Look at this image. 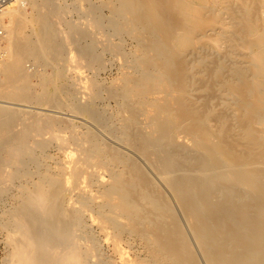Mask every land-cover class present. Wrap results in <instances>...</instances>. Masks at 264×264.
I'll list each match as a JSON object with an SVG mask.
<instances>
[{
	"label": "bare ground",
	"instance_id": "bare-ground-1",
	"mask_svg": "<svg viewBox=\"0 0 264 264\" xmlns=\"http://www.w3.org/2000/svg\"><path fill=\"white\" fill-rule=\"evenodd\" d=\"M26 2L33 10L28 21L21 14ZM108 6L122 21V30L134 33L138 41L135 62L132 60L131 65L135 63L139 72L136 75L123 72L109 90L110 95L123 102L118 112L123 119L121 133L136 137H132L136 140L133 145H140L141 153L162 141L176 144V148L171 144L174 150L162 151L169 143H163L158 151L154 148L157 152H152L150 162L165 176L163 179L168 178L207 264H264V0H108ZM59 16V9L50 0H18L4 10L2 17L8 22L2 37L6 57L0 62V74L4 76L0 94L14 101L45 100L60 104L54 96L64 94L62 71L56 69L51 76L42 74L41 90L33 95L27 90L30 74L22 66L26 57L40 63L61 58L63 46L56 28ZM27 24L32 36L24 33ZM87 24L92 29L99 28L95 19H89ZM70 29L78 37L86 33L73 25ZM114 49L113 52L117 48ZM68 55L67 63L76 64L85 57V51L81 50L76 58ZM204 59L209 60L204 61L207 65H198L195 70L190 65L194 71L191 68L192 72L187 71V64ZM193 77L197 82L191 86L208 96L203 101L190 98L193 91L186 83ZM80 83L87 95L97 94L91 82ZM218 93L226 97L220 103V94L217 95L220 104L216 100L215 103L219 108L212 106L209 99ZM70 94L67 90V97ZM17 117L16 112L0 110V144L4 145L0 184L14 179L26 160L36 161L34 148L42 149L47 142L41 137L49 135L50 140H57L60 145L65 141L56 132V121H42L39 116H32L31 123L12 133ZM143 132L153 137L140 139ZM82 136L72 137L77 142L87 140L78 155L65 153V161L58 168L64 185L44 172L33 189H27L28 192L22 189L25 195L20 194L21 206L8 220L10 226L18 229L15 232L21 233L20 239L17 232L20 241L15 244L11 264H85L86 250L82 248L83 252L77 246L73 232L81 214L71 212L63 221L60 209L67 188L82 183L78 197L81 210L98 198L97 210L106 211L100 226L103 231L108 226L115 231L110 238L120 264L139 263L138 259L135 263L128 262L121 250L117 232L120 234L124 229L135 231L143 239L140 240L143 245L146 242L149 264H195L192 255L187 254V241L168 203L156 200L162 194L148 188L151 186H147L146 176L137 178L139 173L122 155L98 146L91 134ZM37 137L40 139L36 140ZM185 151L190 153L189 159ZM180 153L188 160L190 170L186 171L190 173L193 169L194 177L169 176ZM109 161L116 168L127 166L128 171L114 168L110 180L104 182L93 168H106ZM4 167L10 170L5 172ZM96 175L102 190L93 197L88 186ZM214 185L216 188H212ZM147 203H151L150 207L139 213ZM119 217L125 219V227ZM143 220L148 222L146 226H142Z\"/></svg>",
	"mask_w": 264,
	"mask_h": 264
},
{
	"label": "rangeland",
	"instance_id": "rangeland-1",
	"mask_svg": "<svg viewBox=\"0 0 264 264\" xmlns=\"http://www.w3.org/2000/svg\"><path fill=\"white\" fill-rule=\"evenodd\" d=\"M17 1L18 0H13L14 3L12 2L7 7H3V8L0 7V42H1L0 62L2 61V59H4V57H6V54L4 52L5 43L2 37L5 34L4 25L6 26L8 22L7 18L2 17V14L6 8L16 4ZM50 1L54 2L55 6L59 9V13H60L59 17L61 20L60 22L59 21L57 22L56 28L58 30V41L63 46V51L60 56L61 58L57 60H53L49 63H40L32 58L26 57L22 62V66L30 74L27 81V90L33 93V95L38 94V92H40L41 90L40 88L42 82L41 81L42 74H44V76L46 75L51 76V74H53V72L56 69L62 71L61 83L65 86L64 94L62 95V93H60L54 96L56 97L54 99L58 101L60 104H53V103L51 104L50 102L49 104L45 100L43 101L31 100L29 102L18 101V100L14 101V99L6 98V96L0 94V110L3 111L10 110L12 112L17 113L18 115L17 122L12 128L13 131L12 133H15L16 131L18 132L24 124L31 123L33 118L32 116H39L41 120L43 119L42 121H45V119L46 120L51 119L56 121L57 122L55 124V128H57L56 132L59 134V137H62V139H65V141L62 145H60L57 142V140L54 139L50 140L48 138L49 135L43 136L41 137V139L38 137L37 139L35 138L36 140L39 139L42 140L43 138L45 141H47L42 149H38L36 147L34 148L33 144L29 145L31 146V149L33 148L35 149L33 150L35 151L36 154L35 155L36 161L31 159L26 160L25 161L26 164L24 163L22 170H20L21 172L20 173L18 172V175L14 179H10V181L6 180L0 184V264H11L12 261L11 258L15 244L17 241H20L21 239V233L19 231L15 232V230L18 229H16L15 226H10L9 218L11 219L14 213H16L17 209L21 206L20 203L22 201L20 202V200H22L21 198L22 196L24 197L25 195L24 192L30 191V189L34 186V184L36 185L37 184L36 182L40 181L39 178H41L40 176L44 172H48L51 176L56 177L64 185L63 178L60 176L61 174L58 173V168H61V165H63L65 161L64 160L65 153L68 152L72 155L77 156L81 148V145L82 144L85 145V142H87V140L81 141L80 139H79L80 142L79 140L77 142L76 139L72 138L74 137L75 134L80 135V137H83L82 135L84 134L85 135L91 134L95 139V141H97L96 144H98V146L104 147L105 149L107 147V150H110L112 154L113 153L114 155L118 154V156L120 155V157L122 155V157L124 158L123 160H126L127 163L129 162V164L131 163L130 166L135 167L136 172L139 173L136 174L137 178L141 177V175L146 176V178L149 180L147 181V186L148 185L151 186L148 188L149 189L155 188L154 191H158L159 195L162 194V196L156 200L164 201V203L167 202L168 203L167 206H169V209L172 212L174 218H176L175 220H177L176 222H178L177 224L179 225L178 227H180L179 229H181L182 236L183 238L185 237L187 241L186 243L188 244L187 254L190 253L189 255H192L195 264H207V259L204 256L203 252L201 251L199 243L194 237L191 224L188 221V219H186L187 217L178 199H176L175 193L169 186V182L167 181L168 178L163 179L165 176L163 177L162 176L163 174L156 169V166L154 165L155 163L152 160H151L152 163L150 162V157L153 155L154 152H157L162 148L161 145H163L164 141H162L160 144L150 146L148 151H146L145 153L143 151L144 153L143 154L141 153L142 148H139L140 145L139 146L136 144L135 146L133 145V143H136V140H134L136 137L128 136L129 137L128 138L124 133H121L123 132V130H121L122 128L120 125L123 124V119L122 116L118 114V112L120 111L123 102L119 99V97L110 95L109 90L112 87L115 79H118V77L120 78L122 74L129 72L132 73L133 75H136L139 72L137 71L138 68L135 67L136 66L135 63H133L134 66L131 65L132 60L133 62H135V56H134L136 50L135 48H137L138 46V41L136 39V36L134 35V33L130 32L126 28H123L124 30H122V26H123L121 23L122 21L112 13L110 6H108V0H50ZM32 12L33 10L27 2L22 5L21 14L23 15L24 18H27V21L30 19ZM91 18L98 21L99 23L98 29L95 28L92 29V27L89 24H87V22L89 23V19L91 20ZM86 19H88V21ZM70 25H73L74 28L80 27V29L85 31L86 33L78 37L72 32V30L70 29ZM24 33L26 34V36H32V30L29 24H27L26 27L24 28ZM107 44L108 47L109 46L111 47L108 48ZM114 45L116 46L117 49L114 47ZM114 48L116 49V51ZM113 49L115 52L112 51ZM81 50L85 51V57L80 58V60L78 61L79 63L76 64L73 63L74 64L73 65L71 64V62H68L69 63L68 64L67 63V58L69 56L68 54L70 53V56L72 55V57L75 56L76 58L79 57L76 55H79ZM87 53L89 54V57ZM95 57L98 59H96ZM205 60L206 59L201 60L200 62L198 60H194L195 62L192 61L191 63L188 62L189 64L187 65H189V67L187 66V71L188 69L189 71H191L192 68L195 70L196 68L200 67L198 65L201 66L202 64L203 66L207 65L205 63L207 60L206 61ZM207 62L209 63V60ZM190 65L191 66L193 65V67L191 68ZM69 66L71 67L69 68ZM0 78H1L0 81V85H1L2 81L4 80V76L3 75L1 76L0 74ZM192 79L194 80L192 81ZM78 80L79 81L81 80V83L82 80L84 81L86 80V82L89 84L91 82V86L92 87L94 86L93 87L94 91L96 89L98 90L96 91L97 94L94 97L93 96L91 97L89 94L87 95V93L84 92L85 90L80 88L81 85H78L80 83ZM189 80L187 81L188 83H186V85L189 86L190 92L193 91L190 95V98H193L194 101L197 99L196 101L200 102L203 101V98L205 99V97L206 98L208 97L206 96V94H204L205 92L201 93L203 91H200V89L198 90L197 87L193 88L191 86V85L193 86L196 85L194 84L195 83L194 81L197 82L196 78L193 77ZM74 83L76 84L77 87L75 86ZM66 89L71 93L68 97L66 95L67 93ZM194 89L196 90L195 92ZM217 95H219L218 98L220 103L224 101L223 99H226L225 96L224 97L222 96V93H218L216 94V96H213L216 98L213 97L209 98L211 100L210 103L212 102L211 103L212 106H216V103L220 104L219 101H217L218 100ZM216 107L219 108L221 106L219 105V107L218 106ZM81 108L82 110L83 109L84 110L81 111L80 110ZM86 108L90 109L91 112L87 113ZM57 133L56 135H58ZM141 135H142L141 138L139 136L138 138L142 139L144 136H146V138L144 137V139H148V137H150L148 139L150 140L153 137L151 136V133L149 135L143 132ZM69 138L70 140H67ZM132 140H134V142ZM168 143H169L168 145L169 147L165 145ZM171 144L174 145V143L171 141H165L164 143L165 146L163 147L164 149L162 148V151L163 150L166 151V149L171 150L170 148L172 147L176 148L175 147L176 144L174 146L172 145V147ZM189 145L192 144L189 142ZM2 146L0 144L1 158L4 156V153H2L3 150L1 151V149L3 148ZM150 148H152V150L154 148L155 150H157L158 148V150L151 151ZM174 148H172V150H174ZM183 153H180V155L176 157V160L179 163L177 164V161L175 162L177 168L176 167L173 168V172H170L169 176L180 178L182 175H185L187 178H191L196 175L194 174L195 171L193 169L191 170L193 173L191 171L190 173L186 171V170H190L186 165L188 161L186 158L188 157L189 159L190 153L188 154L185 151V155L188 154L186 158H183L184 157ZM147 156H149V160L147 159ZM180 157L184 159L183 163L185 160L186 163L183 164L181 162L182 159ZM181 164H183L184 167L181 166ZM119 167L120 166L116 168V165H114V163H111L109 161L106 168L94 167L95 169L93 168V170H98L100 174L99 177L101 178L102 181L106 182L110 180V173L112 172V169L116 168L117 170L120 171L122 170L125 171L128 169L127 166L126 167L122 166L120 167V169ZM5 168L6 167H4V170H7L5 172H8L10 170L9 168L6 169ZM178 170H180V173L179 172L177 173ZM185 176H182V178ZM97 177L98 176L96 175L95 180L98 179ZM95 180L93 179L92 183L88 186V188L90 189L89 193L93 195V197L94 195L96 197V195L100 194V192L98 191L102 190V188H100L101 185L98 184L100 182L98 180H97L98 182ZM80 185L83 186V183ZM80 185L76 188H67L68 192L66 198L62 199V202L60 201L61 204L60 209L62 211L60 212L64 213L63 221H66V218H68L66 217V215L68 216L72 214L71 212L76 213L78 211L77 212L78 216L79 213L81 214L79 217V221L81 223L80 222H79L80 224L78 223L79 226L76 225L77 228L75 226L74 228L75 230H73V232L77 246L79 248L81 247L80 250L82 248L84 249V251L86 250V252H84L83 249L81 250L84 252L85 264H120L118 262L116 254L113 251V243L111 240L112 235L113 233H115V231L111 226L110 227L108 226L105 229V231H103L100 226L101 220L105 217L103 216V214L106 215V211L104 212L101 211L99 213L98 198H95L94 201L93 200L91 201L92 205H90L91 203L89 202L88 204L90 206L88 205L86 206L87 207L86 209L83 208L81 210L82 204L80 203L78 198ZM214 186H212V188H216V185ZM22 189H24L25 191ZM217 198L219 197H216V199ZM150 205L151 203L144 204V206L141 207L143 208L142 211L143 210L144 211L142 212L140 209L139 213H144L148 209V207H150ZM72 209H75V211L74 210L72 211ZM117 219L120 221L123 227L126 226L125 225L126 221L123 217H119ZM147 223H148L147 221L145 222V220H143L142 226L144 224H145L144 226H146ZM17 232H19L20 239ZM134 233L135 231L129 229L122 230L120 234L117 232L118 237H120L118 238V240L120 239L119 244L121 250L127 256L128 262L132 263V261H134L135 263L138 259L139 262L138 264L144 263L149 258V257L147 258L148 256L147 248L145 249L147 245L146 242L143 245L144 242L140 241L143 239H141L135 233L137 235L136 237ZM15 237L18 238L16 239ZM59 248L62 249L63 247L62 248L59 247ZM139 260L143 262H140ZM147 262H145V264L146 263L149 264V261Z\"/></svg>",
	"mask_w": 264,
	"mask_h": 264
},
{
	"label": "built area",
	"instance_id": "built-area-1",
	"mask_svg": "<svg viewBox=\"0 0 264 264\" xmlns=\"http://www.w3.org/2000/svg\"><path fill=\"white\" fill-rule=\"evenodd\" d=\"M13 2V0H0V7H7Z\"/></svg>",
	"mask_w": 264,
	"mask_h": 264
}]
</instances>
